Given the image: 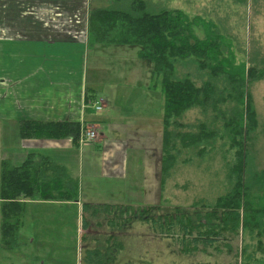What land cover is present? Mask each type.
I'll return each instance as SVG.
<instances>
[{
    "label": "rangeland",
    "instance_id": "1",
    "mask_svg": "<svg viewBox=\"0 0 264 264\" xmlns=\"http://www.w3.org/2000/svg\"><path fill=\"white\" fill-rule=\"evenodd\" d=\"M144 1L149 3L152 12L161 8L179 10L190 18L199 17L206 24L213 25L196 29V35L205 39L211 34H219L226 52L231 51L226 56L234 58L237 68L242 63L260 66V62H264V0ZM93 3L92 9L105 4L100 0ZM87 48L84 79L89 94L96 98L93 103H88V113L92 114L95 108L101 107V99H108L122 104L123 116L132 120L137 118L138 127L132 129L130 137L134 153L127 158V173L125 177L102 173L103 144L100 140L78 144L80 146H74L70 152L45 150L43 154L58 164V160L63 162L62 166L65 165L63 167L78 182L79 203L74 200L61 204L36 201L27 204L20 217L17 245L12 249L0 246V264H86L88 250L105 253L107 264H242L247 260L245 255L242 256L245 248L247 255L263 249L259 243H264V238L241 232L220 236V241L208 248L193 242L200 232L196 225L203 229L206 224L205 220L196 222L197 214L204 217L208 212L207 205L214 204L228 191L227 163L236 159V151L226 137H219L202 158L195 156L196 151L184 150L162 184L165 104L160 88L155 92L152 87L153 65L139 60L138 47L90 48L87 37ZM250 93L257 114V127L250 135L252 157L248 174L249 171L264 172V79L252 84ZM128 99L132 100L128 102ZM120 109L113 105L95 114L99 118L119 115L122 113ZM198 117V110L190 111L184 122L194 124ZM118 131L119 128H115L110 136L121 138ZM27 144L20 138L18 125L0 124V152L13 155L14 165H21L28 154L36 153L29 151ZM160 182L161 188L157 192ZM253 198L256 203L260 199L264 204L263 191ZM105 201L112 209L108 214H104L101 208L97 212L83 211L84 204L103 206L107 204L97 202ZM154 207H160L159 211L152 213L156 221L158 218L168 219L169 226L167 223L164 225L167 227H162L163 234L159 225L136 219L135 214L128 221L119 219L122 209L131 208L134 213H140ZM177 208L195 222L191 235L170 220L178 217ZM84 220L88 230L83 228ZM112 223L116 226L112 227ZM256 253L259 257L257 264H264V256Z\"/></svg>",
    "mask_w": 264,
    "mask_h": 264
},
{
    "label": "trees",
    "instance_id": "2",
    "mask_svg": "<svg viewBox=\"0 0 264 264\" xmlns=\"http://www.w3.org/2000/svg\"><path fill=\"white\" fill-rule=\"evenodd\" d=\"M110 6L93 9L88 18L89 47L121 46L138 47L139 58L153 65V88H160L164 97L163 154L161 161L162 184L177 164L182 151H196L199 158L209 153L219 137H226L230 147L236 151V159L227 163L228 191L214 204L207 205L204 217L197 214L200 229L194 243L208 248L220 241L227 233H249L264 238V204L254 199L264 193V172H250V135L257 127V114L250 87L264 79V62L260 66L242 63L237 68L234 58L226 56V47L219 34L199 39L198 28H211L202 18H190L183 11L161 8L152 12L144 0H100ZM264 61V60H263ZM182 70V71H180ZM191 70V71H190ZM87 95V94H86ZM86 103H92L90 97ZM198 110L194 124L184 122L190 111ZM87 127L75 123H31L20 124L21 139L61 140L72 139L75 145L81 132ZM161 185V182H160ZM255 195V196H254ZM0 198L2 205L1 245L14 248L18 238L20 217L27 201L42 199L53 202L78 201L79 185L71 178L67 169L54 164L42 155L31 154L20 166L5 160L1 166ZM111 206L82 205L85 213ZM160 207L148 208L134 213V209L121 210L120 220L136 219L169 226L168 219L153 217ZM206 210V209H205ZM178 213L170 220L180 224L184 233H193V220L189 215ZM126 212V213H125ZM132 212L131 214H129ZM183 215V216H182ZM170 222V221H169ZM167 226H164L167 224ZM173 224V223H171ZM115 227V224H111ZM83 228L88 230L84 220ZM202 230V231H201ZM167 233V232H166ZM264 247V243H259ZM243 250L242 264H257L258 256L247 255ZM86 264H107L106 254L99 250H88ZM264 256V248L257 253ZM254 261V262H253Z\"/></svg>",
    "mask_w": 264,
    "mask_h": 264
},
{
    "label": "crops",
    "instance_id": "3",
    "mask_svg": "<svg viewBox=\"0 0 264 264\" xmlns=\"http://www.w3.org/2000/svg\"><path fill=\"white\" fill-rule=\"evenodd\" d=\"M93 2L94 0H0V124L18 125L19 135L22 122L84 125L95 132L94 141L100 140L103 144L102 173L105 176L119 174L125 177L127 158L134 153L130 137L132 129L138 127L135 122L137 118L132 120L131 117L123 116L120 102L101 99V110L95 108L92 114L88 113L89 105L85 102V94L91 97L92 103L96 100L89 94L84 79L89 50L88 18L93 10ZM107 6H110L109 1L102 8ZM154 91L157 90L154 88ZM113 105L121 108L122 113L101 118L95 114L103 112L104 107ZM117 127L121 138L110 136V132ZM21 140L30 144H27L29 151L36 152L31 154L42 155L60 166L63 162L58 160V164L43 152L48 149L70 152L76 146L72 139ZM78 144H83L81 138ZM13 158V155L0 152V185L2 163L5 160L13 162ZM157 186L159 192L161 185ZM35 201L42 204L71 202L35 199L25 204ZM2 205L0 198V246L6 249L1 245Z\"/></svg>",
    "mask_w": 264,
    "mask_h": 264
},
{
    "label": "built area",
    "instance_id": "4",
    "mask_svg": "<svg viewBox=\"0 0 264 264\" xmlns=\"http://www.w3.org/2000/svg\"><path fill=\"white\" fill-rule=\"evenodd\" d=\"M96 109L100 111L101 107H97ZM80 138L83 143H88L96 139V134L94 131L85 130L82 132Z\"/></svg>",
    "mask_w": 264,
    "mask_h": 264
}]
</instances>
